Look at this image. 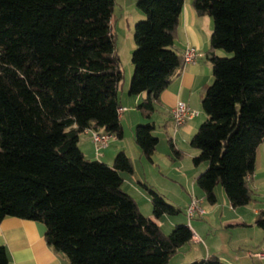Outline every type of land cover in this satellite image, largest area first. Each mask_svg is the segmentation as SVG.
Masks as SVG:
<instances>
[{"label": "trees", "instance_id": "16d2710c", "mask_svg": "<svg viewBox=\"0 0 264 264\" xmlns=\"http://www.w3.org/2000/svg\"><path fill=\"white\" fill-rule=\"evenodd\" d=\"M184 0H138L128 94L145 98L144 117L183 65L173 49ZM115 0H0V220L38 221L45 241L68 264H168L192 239L186 224L165 234L156 220L180 209L143 184L152 218L123 190L130 158L87 159L85 130L122 138L119 90L124 75L111 25ZM212 20L207 52L213 80L201 98L204 120L190 146L206 164L195 182L209 204L221 185L233 208L254 196L250 178L264 141V0H193ZM154 124L134 128L152 161ZM172 152H179L172 148ZM264 230V214L255 220ZM0 264L8 255L0 246ZM186 264H226L217 257Z\"/></svg>", "mask_w": 264, "mask_h": 264}, {"label": "crops", "instance_id": "0c3cea01", "mask_svg": "<svg viewBox=\"0 0 264 264\" xmlns=\"http://www.w3.org/2000/svg\"><path fill=\"white\" fill-rule=\"evenodd\" d=\"M192 1H183L174 33L173 49L177 54L182 55L187 47H194L197 53L195 61L193 63H183L179 73L160 93L155 102V109L149 118L144 117L137 108V105L145 98V93L130 96L129 94L124 95L122 91L119 96L120 108L122 109L120 113L122 130L123 125L127 124L131 132L129 136L131 143L129 146L124 141V131L122 138L112 136L106 147L99 150L95 149L88 130L80 133L78 138V147L87 159L98 160L107 165H112L113 159L119 151H123L130 158L133 170L130 174L122 173V187L125 189L124 184L127 181L128 189L135 193L134 197L131 196L135 199L139 210L142 212L141 208L146 207L148 214L142 213L151 218L152 212H148L151 205L150 197L147 192L145 194L143 190L139 189L138 185L141 184L143 186L145 184L151 188L153 187L150 185V178H148L153 174V169H157L161 173L160 171L165 167L164 170L180 179L182 183L181 189L186 192L187 196H195L200 193V200L202 202L205 200L203 192L195 186V177L206 168V164L194 166L189 162L183 161L186 159L192 163V157L197 154V150L190 146V141L205 118L201 98L205 88L213 80L212 67L207 55L213 28L212 20L207 15L197 14L192 7ZM178 102L188 105L197 112V115L190 117L183 125L176 127L171 120L170 109ZM146 122L154 124L153 134L158 138V142H167L171 151L173 148L179 152V155L174 152L170 154L169 150L166 149L165 156L170 162V167L166 168L165 164L167 162L164 163L165 161L160 160L157 155L158 149L154 152L152 161H148L142 155L135 141H132V138L134 140L135 126ZM133 157L138 161V168H141V170L136 169L132 162ZM250 187L256 197L264 196V141L256 150L254 172L250 178ZM155 191L159 193L158 190ZM222 203H225V201L223 200ZM226 204L224 207H227ZM227 205H229L227 208L232 212V216L223 218L221 223L224 224L218 228H213L210 224L201 228H193L191 225L192 219L189 220L188 218V224H186L185 220L179 219L177 221L171 220L170 225L186 224L189 226L192 231V239L186 246L188 250L195 253L193 261L215 256L226 264H264V260L254 256L255 253L264 251V243L256 245V250H244L245 247L254 248V246L250 245L251 238L237 237V239L233 240L234 233L232 230L229 231L231 227H236L237 225L249 228L256 225V217L259 214H264V207L254 208L253 204L249 203L240 208L231 207L230 209L231 205ZM164 218L165 215L156 220L161 229L165 223L164 220H166ZM218 231L220 232L219 235ZM44 236L45 226L41 222L17 217H5L0 220V246H3L7 252L8 264H68L62 253L55 251L46 243ZM181 248H184V246ZM181 248L177 253H180Z\"/></svg>", "mask_w": 264, "mask_h": 264}, {"label": "rangeland", "instance_id": "374dc122", "mask_svg": "<svg viewBox=\"0 0 264 264\" xmlns=\"http://www.w3.org/2000/svg\"><path fill=\"white\" fill-rule=\"evenodd\" d=\"M137 1L138 0H115V6H114L113 13H112V18H111V25H112V30L114 34L116 52H117V56L120 61L121 70L123 71V75H124L123 85L119 90V96L122 94V91L124 92V95H128L127 89H128V85H129V82L132 76V70H133L132 63H131V54L135 49V44L133 41V27L136 22L144 19V15L139 11V9L136 6ZM123 131L125 134L124 141L128 144L127 146H129V144L131 143V140L129 138L131 132L127 124L123 125ZM132 141H135V140H133L132 138ZM157 149L159 150L157 151L158 153L157 155L160 158V160L162 159V161H165L164 163L167 162L165 164L166 168L170 167V162L167 160V157L165 156L166 149L169 150L170 154H173V153L170 150L167 142L166 143L158 142L156 150ZM183 161L189 162L190 164H192L190 160L185 159ZM132 162L136 166L137 170L138 169L141 170V168H138V161L135 160L134 157H133ZM164 169L160 171L161 173H159L157 169L155 170L153 169L152 171L153 174L150 175L148 178H150L149 182H150V185L153 186L152 188H154L155 190H158L160 195L168 203L180 209V213L176 215H171V216L165 215L166 220H164L165 223L162 227V231L165 234H168L171 232L172 228L175 226V225H170L171 220L177 221L179 219H183L186 221V224H188L186 212L191 204L193 195H190V197L189 195L187 196L186 192L181 189L182 183L180 179L169 174V172ZM191 177H193V175H191ZM195 186L197 189L200 190L196 182H195ZM124 187L125 189L123 188V190H125L128 194L132 195L133 197L135 196V193L132 190L128 189L127 181H126V184H124ZM138 187L139 189L143 190L144 193L146 194L147 191L144 188H142L143 186L141 184H139ZM181 190L182 192H180ZM179 192L182 194H180ZM215 193L217 197V202L215 204H209L206 200H203L201 206L205 213L202 217H196L191 220V225L193 226V228L205 227L207 224H210L213 228H218L221 225L223 226L224 223H221L223 222L222 221L223 218H229L232 216V212L228 210L227 208L229 207V205H227L229 204L228 199L221 185H218L216 187ZM199 195L200 193L195 196L200 199ZM223 200L225 201V203H227L226 204L227 207H224L225 203H222ZM250 203L251 205L253 204L254 208H263L264 207V196L258 198L254 195ZM149 208H150V211L148 212L151 213L152 205H150ZM230 209H231V206H230ZM141 210L143 213L148 214L146 211V207H142ZM221 215H222V218H221ZM231 230L234 233L233 238H232L233 240L237 239V237L251 238L252 241L250 242V245L254 246V248L245 247L244 250H251V251L256 250L255 249L257 248L255 247L256 245H261L264 243V239H263L264 230H262L260 227L256 225H254L251 228L242 227L240 225H237L236 227H231L229 231ZM219 233L220 232L218 231V235ZM194 257H195L194 251L188 250L187 246L184 245V248H181L180 253H177L176 255H174L168 264L190 263L193 261Z\"/></svg>", "mask_w": 264, "mask_h": 264}, {"label": "built area", "instance_id": "2783aa9c", "mask_svg": "<svg viewBox=\"0 0 264 264\" xmlns=\"http://www.w3.org/2000/svg\"><path fill=\"white\" fill-rule=\"evenodd\" d=\"M196 55L197 53L194 47H187L182 54L183 62L193 63L195 61ZM121 112L122 109L119 108V113ZM195 115H197V112L192 110L188 105L183 102L176 103L170 109L171 120L176 127L183 125L187 119ZM90 135L96 150L106 147L109 139L112 137L109 134L99 132H91ZM201 204L202 201L193 195L191 204L186 212V216L189 220L195 217H202L204 215L205 212ZM254 256L258 259L264 260V251L257 252L254 254Z\"/></svg>", "mask_w": 264, "mask_h": 264}]
</instances>
